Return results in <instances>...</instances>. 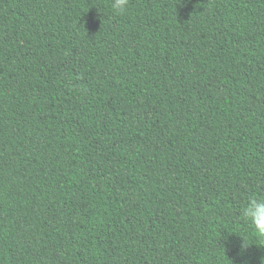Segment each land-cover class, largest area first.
Here are the masks:
<instances>
[{"label":"trees","instance_id":"16d2710c","mask_svg":"<svg viewBox=\"0 0 264 264\" xmlns=\"http://www.w3.org/2000/svg\"><path fill=\"white\" fill-rule=\"evenodd\" d=\"M0 0V264H261L264 0Z\"/></svg>","mask_w":264,"mask_h":264},{"label":"clouds","instance_id":"9594fccd","mask_svg":"<svg viewBox=\"0 0 264 264\" xmlns=\"http://www.w3.org/2000/svg\"><path fill=\"white\" fill-rule=\"evenodd\" d=\"M129 2L130 0H114L112 7L124 13L128 10ZM240 216L247 223L251 235L264 245V196H250L240 209ZM261 264H264V258Z\"/></svg>","mask_w":264,"mask_h":264}]
</instances>
